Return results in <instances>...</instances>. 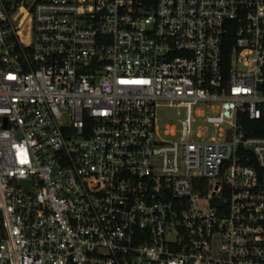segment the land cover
<instances>
[{"label": "built area", "instance_id": "built-area-1", "mask_svg": "<svg viewBox=\"0 0 264 264\" xmlns=\"http://www.w3.org/2000/svg\"><path fill=\"white\" fill-rule=\"evenodd\" d=\"M263 118L264 0H0V264H264Z\"/></svg>", "mask_w": 264, "mask_h": 264}, {"label": "trees", "instance_id": "trees-1", "mask_svg": "<svg viewBox=\"0 0 264 264\" xmlns=\"http://www.w3.org/2000/svg\"><path fill=\"white\" fill-rule=\"evenodd\" d=\"M234 35L231 33L228 37V51L230 50V46L233 42ZM256 128L250 129V132L254 133H263L264 134V118L256 122Z\"/></svg>", "mask_w": 264, "mask_h": 264}, {"label": "rangeland", "instance_id": "rangeland-1", "mask_svg": "<svg viewBox=\"0 0 264 264\" xmlns=\"http://www.w3.org/2000/svg\"><path fill=\"white\" fill-rule=\"evenodd\" d=\"M172 112H174V109L169 108V107L159 108L158 109V116H159L161 121H164V120L172 121L173 119L168 117V114L169 113L172 114Z\"/></svg>", "mask_w": 264, "mask_h": 264}]
</instances>
